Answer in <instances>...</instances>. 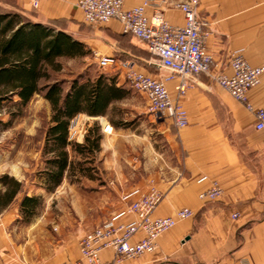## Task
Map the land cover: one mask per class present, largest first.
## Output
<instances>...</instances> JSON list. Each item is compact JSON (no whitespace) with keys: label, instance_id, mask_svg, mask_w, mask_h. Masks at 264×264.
<instances>
[{"label":"crops","instance_id":"0c3cea01","mask_svg":"<svg viewBox=\"0 0 264 264\" xmlns=\"http://www.w3.org/2000/svg\"><path fill=\"white\" fill-rule=\"evenodd\" d=\"M77 1L40 0L32 8L29 0H0V5L24 11L35 22L61 28L88 48L94 58L98 53L125 60L139 54L137 48L147 50L146 44L126 32L117 19L84 23ZM143 1L124 0V6L128 8ZM150 1L148 14L159 5L167 21L176 25L184 23L182 12L174 6L184 0ZM198 5L199 18L207 20L211 29L204 49L211 57L212 73L230 74L228 62L235 50H242L251 65H264V0H199ZM165 73L160 69L154 76L159 78ZM178 82L176 75L166 82L173 98L177 95ZM32 97L31 101L49 106L42 95L36 93ZM12 98L18 99L15 95ZM180 101L187 111L186 126L174 127L168 120L153 123L154 117L147 114L146 105L147 111L143 112L146 117L131 123V127L134 123L139 125L129 132V151L103 153L101 160L106 162L103 168L110 170L102 173L100 183L89 178L92 189L88 192L97 198L101 214L87 228L80 226L77 201L72 206L75 217L71 220L54 218L49 213L51 207L46 205L23 221L18 207L23 195L52 196L59 192L60 186L53 192L45 191L37 174V185L30 188L35 181H29L27 161L1 160L0 177L12 176L22 189L0 210V264L77 261L80 238L119 213L137 196L123 199L124 194L133 190L146 192L150 187L163 196L153 216H170L183 207L194 214L163 231L153 251L127 260L126 264H236L241 259H247L250 264H264V130L254 128L253 111L232 98L204 72L194 77ZM248 101L256 109L264 108V73L260 83L248 90ZM80 115L97 120L103 129L108 126L111 132L103 134L105 140L124 135L120 130L127 125L125 119L112 121L108 114ZM9 118L11 115H0L2 121ZM36 130L37 127L29 126L25 133ZM83 136L77 141L82 142ZM39 143L42 145V139ZM212 181L218 182L222 195L204 202L198 193L206 190ZM69 185L76 198L75 185ZM132 219V214L124 213L117 222ZM141 235L137 233L132 240ZM112 255L110 249L101 253L103 260Z\"/></svg>","mask_w":264,"mask_h":264},{"label":"built area","instance_id":"2783aa9c","mask_svg":"<svg viewBox=\"0 0 264 264\" xmlns=\"http://www.w3.org/2000/svg\"><path fill=\"white\" fill-rule=\"evenodd\" d=\"M32 8H36L40 0H29ZM199 0H184L175 3L183 14L182 25L172 24L166 20L161 6H154L152 14L147 13L150 0L139 5L124 6V0H78L76 6L82 11L85 23L96 24L117 19L123 29L146 44L147 50L157 58L156 65L166 71L159 78L141 71L133 60L98 55L97 64L102 67L117 65L130 88H134L146 97L147 109L154 119L161 122L168 120L174 127H184L187 122V111L180 99L186 95L187 89L199 73H206L217 85L219 84L230 96L244 104L255 114L254 128L264 130V108L256 109L248 101V90L257 86L264 73V65L253 66L242 55V50L232 52L229 59L230 74L211 72V57L204 49V42L211 35L207 20L199 18ZM177 76V95L169 94L166 82ZM108 126L104 128L107 130ZM133 194L136 198L123 210L115 214L105 223L96 226L79 240L80 258L77 261H62L61 264H126L149 253L157 247V238L178 223L179 220L192 217L193 210L178 208L173 215L155 217L154 209L163 196L155 188L146 192L133 190L124 194L127 199ZM199 198L214 201L221 197L222 188L217 181L198 193ZM132 214L128 222H117L122 214ZM237 213L233 215L236 217ZM141 237L132 240L137 233ZM110 249L113 257L103 260L101 253ZM236 264H250L241 259Z\"/></svg>","mask_w":264,"mask_h":264},{"label":"trees","instance_id":"16d2710c","mask_svg":"<svg viewBox=\"0 0 264 264\" xmlns=\"http://www.w3.org/2000/svg\"><path fill=\"white\" fill-rule=\"evenodd\" d=\"M88 48L61 28L35 22L24 11L0 5V112L11 103L10 115L21 114L36 93L49 103L50 117L43 130L41 155L44 167L38 172L47 192H53L65 177L96 178L91 163L100 151L102 137L94 122L83 141L69 139L70 123L79 114L102 116L127 91L115 77L101 72L95 76L78 75L68 81L56 79L53 73L62 69L61 60L86 57ZM18 99L13 100V96ZM12 118V117H11ZM11 119L0 120V130ZM0 210L13 201L22 185L8 174L0 177ZM39 196L23 195L19 211L28 221L40 207Z\"/></svg>","mask_w":264,"mask_h":264},{"label":"rangeland","instance_id":"374dc122","mask_svg":"<svg viewBox=\"0 0 264 264\" xmlns=\"http://www.w3.org/2000/svg\"><path fill=\"white\" fill-rule=\"evenodd\" d=\"M140 51L139 54L130 56L129 60H133L138 68L143 72H148L151 75L159 73L160 67L156 65L157 58L152 55L149 50L145 48H137ZM94 55L89 54L86 57L80 58H71V59H62L61 67L62 69L54 72L53 77L64 80V87L68 86V81L72 77L82 75L83 77L95 76L98 73H105L107 76L115 77L127 91V96L121 100L116 101L108 112V118L112 121H122L125 119L127 124L126 126L121 127V132L124 135H119L116 139L105 140L103 134L107 135L111 132L110 129L104 131L99 122L92 118H85L82 115H77L73 118L70 123V139L72 141H77V138L81 134H85L89 127H94V122L96 121L99 125L98 134L101 135V148L100 151L96 153L93 161L87 164V167H91L95 175L93 182L100 183L102 179V173L106 170H110L109 167L103 168V163H106L105 160H101L103 153H111L117 151H129V132L132 129H135L137 125L134 123L131 127V123L136 120V118H145L146 114L143 112L146 110L145 106L147 105L146 97L135 90L130 88L126 80H124V75L120 76L121 70L119 68L107 66L102 67L97 64V60L93 57ZM14 99V98H13ZM11 103L5 105L0 112V115H10V112L14 113L15 108L10 107ZM50 108L45 107L38 100L29 102V104L23 109L21 114L11 115V119L8 126L0 130V162L1 160L9 159L16 160L22 159L27 161L29 174V181L33 179L35 182L29 185L30 188H33L37 185L38 182L36 176L39 171L44 167L43 156L41 155V145L40 141L43 137V130L47 124L50 117ZM147 111V110H146ZM140 113V114H139ZM147 114H151L149 111ZM154 117V116H152ZM8 119V120H9ZM7 121V120H6ZM153 123H160L154 119ZM30 127H37L35 132L30 134L25 133V129ZM145 125H142L144 129ZM140 130V129H138ZM43 142V141H42ZM36 152V153H35ZM110 163V162H108ZM113 163V162H112ZM91 181L86 177H65L61 182L59 192L55 193L52 196H46L45 194L39 193L37 196L42 200L39 209L43 206L49 205V213L54 218L62 217L64 220H71L75 217V213L72 210V206L77 201L78 202V213H79V222L80 226L87 228L86 226L92 221L95 220L101 212L99 211V203L96 197H93L92 193H88L91 190ZM75 185L76 188V198L73 188H70V185ZM72 189V190H71ZM34 193V191H33ZM99 204V205H98ZM91 207H96L93 209ZM91 228V227H90Z\"/></svg>","mask_w":264,"mask_h":264}]
</instances>
